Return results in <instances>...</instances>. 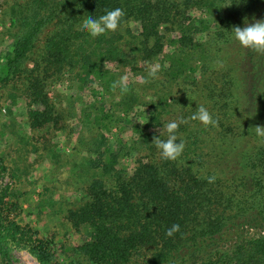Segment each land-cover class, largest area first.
Wrapping results in <instances>:
<instances>
[{"label": "trees", "instance_id": "trees-1", "mask_svg": "<svg viewBox=\"0 0 264 264\" xmlns=\"http://www.w3.org/2000/svg\"><path fill=\"white\" fill-rule=\"evenodd\" d=\"M117 7L125 17L116 32L93 38L82 30L89 15ZM1 10L10 38L0 52V89L20 86L30 132L62 127L49 78L68 74L81 90L97 84L92 93L99 99L84 112L98 135L82 159L83 202L66 213L85 240L66 248L22 223L18 170L0 153V264H11L14 251L37 264H264V138L254 129L264 126V55L232 33L245 19H264V0H10ZM150 67L158 68L156 78L148 77ZM216 71L221 80L203 86ZM126 74L129 91L113 90ZM18 98L11 96L12 106ZM197 104L217 126L190 119ZM173 109L176 120L187 121L176 133L186 147L168 161L153 140L167 139L158 131ZM135 115L146 122L135 124ZM113 125L119 133L110 141L105 132ZM127 127L132 136L124 140ZM48 145L34 153L43 155ZM133 158L128 172L121 164ZM174 224L180 230L167 236Z\"/></svg>", "mask_w": 264, "mask_h": 264}, {"label": "rangeland", "instance_id": "rangeland-1", "mask_svg": "<svg viewBox=\"0 0 264 264\" xmlns=\"http://www.w3.org/2000/svg\"><path fill=\"white\" fill-rule=\"evenodd\" d=\"M5 2L10 0H0V7L2 6L0 8V52L8 45L10 38L9 23L1 10L5 7ZM221 76V73L213 72V75H208L210 79L204 81L203 86L220 81ZM128 77L130 82L132 78L130 75ZM78 86L68 74L61 79H48L47 94L55 110L62 116L60 122L62 127L57 130L39 132H30L26 125V106L18 91L20 86L14 89L13 85H8L0 89V153L4 156L7 166H13L18 170L19 181L15 189L23 195L24 201L19 219L23 224L31 225L38 230L40 236L54 238L57 241L63 240V246L65 245L66 248L81 244L86 237L84 231L78 232L71 227L66 220V213L67 210L74 209L83 202L81 194L83 185L78 181L83 166L82 159L85 158L86 149H93L94 139L98 135L97 130L84 121V112L89 110V105L99 99L92 93V89H96L97 84L86 87L84 90L79 89ZM12 95L19 96L13 106L11 105ZM7 108H10L11 113H8ZM136 111L138 114L141 112L140 109ZM175 113L176 110L173 109L165 116L163 126L171 120H176ZM132 119L138 125L146 122L144 116L135 115ZM110 123L114 124V121ZM158 132L167 133L165 127ZM118 133L117 126L113 125L111 133L105 132V135L113 141ZM31 134L43 139H40V142L31 141ZM122 136L124 140H129L132 136L131 130L127 127ZM27 140L31 143L28 146L29 154L23 150ZM45 140L49 145L44 147L46 152L39 156L38 153L42 150L37 153L34 151L37 146L44 144ZM48 150L53 151L55 157L52 160L47 157ZM121 166L127 167L128 172H132L135 159L126 160ZM7 182H10L8 177L4 179V184ZM42 199L48 200L51 205L44 208ZM41 207L44 209L37 217ZM249 234H256V232L250 230L247 232V235ZM235 239L236 234L230 235L225 246ZM10 262L11 264H37L25 251H14Z\"/></svg>", "mask_w": 264, "mask_h": 264}, {"label": "clouds", "instance_id": "clouds-1", "mask_svg": "<svg viewBox=\"0 0 264 264\" xmlns=\"http://www.w3.org/2000/svg\"><path fill=\"white\" fill-rule=\"evenodd\" d=\"M124 17L125 11L122 8L117 7L107 11L99 18H94L89 15L82 22L81 28L91 37L95 38L106 32H116ZM232 33H234L235 40H237L242 47L264 55V19L254 18L251 23L245 19L244 27L233 26ZM157 71V67H150L148 70V77L156 78ZM128 81V75H123L119 80L113 82L112 89L116 90L119 87L122 93H127L129 91ZM141 82L148 83L149 80L147 78H141ZM190 119L199 121L205 127H215L218 124V121L213 118L212 113H210L205 106L200 104H197L196 112L190 117ZM184 123H187V121L183 118H180L179 120H171L164 126L168 133L167 139L161 140L159 137L154 138L153 143L160 151L162 159L177 161L182 156L186 143L183 140H179L176 133L180 125ZM254 129L258 137L264 138V126L258 125L255 126ZM215 179V176L207 177L209 183H214ZM179 230L180 225L174 224L167 230L166 235L172 236Z\"/></svg>", "mask_w": 264, "mask_h": 264}]
</instances>
